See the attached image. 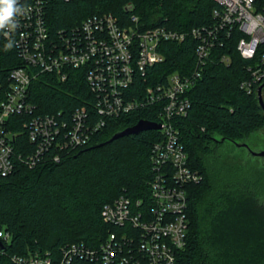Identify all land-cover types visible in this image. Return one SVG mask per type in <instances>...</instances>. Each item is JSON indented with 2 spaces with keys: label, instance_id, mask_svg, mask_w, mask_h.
Returning a JSON list of instances; mask_svg holds the SVG:
<instances>
[{
  "label": "trees",
  "instance_id": "1",
  "mask_svg": "<svg viewBox=\"0 0 264 264\" xmlns=\"http://www.w3.org/2000/svg\"><path fill=\"white\" fill-rule=\"evenodd\" d=\"M130 4L147 27L167 25L183 32L212 23L216 8L212 0H54L49 21L57 33L96 14L111 13L126 20ZM6 43H0V80L8 84L10 71L22 62L13 48L4 50ZM196 45L191 38L183 44L165 43L166 60L151 70L150 85L163 83L176 72L190 73L196 65ZM235 45L221 51L230 56L231 64L208 65L188 95L192 103L188 116L178 123L191 167L203 176L188 188L189 240L178 264H264V204L252 178L228 162L234 156L229 147L248 143L264 128L257 96L240 87L248 62ZM30 101L41 116L63 113L68 118L85 105L95 112L84 72H74L66 82L41 75L32 83ZM159 108L154 105L108 120L90 144L64 155L59 163L46 154L34 167L17 162L11 175H0V239L5 247L0 249V264H17L13 258L36 253L59 261L72 244L97 247L116 231L103 220L107 204L123 195L150 202V155L161 132L109 141L142 120L156 123ZM14 131L16 154L33 153L36 144L28 133L20 127Z\"/></svg>",
  "mask_w": 264,
  "mask_h": 264
},
{
  "label": "built area",
  "instance_id": "2",
  "mask_svg": "<svg viewBox=\"0 0 264 264\" xmlns=\"http://www.w3.org/2000/svg\"><path fill=\"white\" fill-rule=\"evenodd\" d=\"M53 1L19 0L26 15L17 17L18 27L8 36L0 32V43L15 41L13 49L22 62L10 71L8 84L0 80V175H11L17 162L34 167L46 154L59 163L64 155L90 144L108 120L154 105L160 106L156 123L162 125L161 137L151 149L150 202L123 195L107 204L102 217L116 231L101 245H69L59 261L39 253L13 260L17 264H178L189 240L188 188L203 180L191 167L178 123L188 116L192 107L188 95L208 65L231 64L230 56L221 53L231 43L236 42V50L248 62L241 89L258 100L261 93L264 101V0H212L213 22L188 32L167 25L147 27L130 4L126 20L111 13L96 14L57 33L49 21ZM188 38L197 43L194 69L150 85L151 70L166 60L162 46L183 44ZM76 71L84 72L94 96V114L85 105L68 118L63 113L36 115L37 105L30 101L32 83L45 74L66 82ZM15 127L24 129L36 144L33 153L16 154Z\"/></svg>",
  "mask_w": 264,
  "mask_h": 264
},
{
  "label": "rangeland",
  "instance_id": "3",
  "mask_svg": "<svg viewBox=\"0 0 264 264\" xmlns=\"http://www.w3.org/2000/svg\"><path fill=\"white\" fill-rule=\"evenodd\" d=\"M246 144L254 151H264V128L252 135ZM235 147H229L231 150L233 149L232 155L234 156L229 157L228 162L236 163L241 168L242 174L247 176V179L252 178V183L256 187L254 190L258 193L261 203L264 204V160L254 158L245 149Z\"/></svg>",
  "mask_w": 264,
  "mask_h": 264
},
{
  "label": "clouds",
  "instance_id": "4",
  "mask_svg": "<svg viewBox=\"0 0 264 264\" xmlns=\"http://www.w3.org/2000/svg\"><path fill=\"white\" fill-rule=\"evenodd\" d=\"M26 15L25 6L19 0H0V32L8 36L18 27L17 17ZM16 46L15 41L9 39L4 46L5 51H10Z\"/></svg>",
  "mask_w": 264,
  "mask_h": 264
},
{
  "label": "water",
  "instance_id": "5",
  "mask_svg": "<svg viewBox=\"0 0 264 264\" xmlns=\"http://www.w3.org/2000/svg\"><path fill=\"white\" fill-rule=\"evenodd\" d=\"M259 102H260V106L262 107V109L264 111V101L261 97V93H260ZM161 129H162V125H160V124L142 120L137 125H135L131 128H128V129H126L120 133H117L116 135H114L112 137V139L109 142L111 143V142L116 141L120 138L132 136V135H139L142 132L158 131ZM235 146L237 148H240V149H245L249 153V155L254 157V158H260V159L264 160V151H254L246 143H243V144L236 143ZM0 249L5 250V247H4L1 239H0Z\"/></svg>",
  "mask_w": 264,
  "mask_h": 264
}]
</instances>
